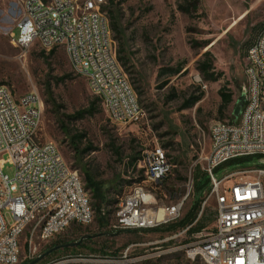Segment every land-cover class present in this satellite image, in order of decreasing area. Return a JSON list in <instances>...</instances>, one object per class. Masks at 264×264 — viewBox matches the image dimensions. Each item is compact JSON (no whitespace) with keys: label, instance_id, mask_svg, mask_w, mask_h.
I'll return each instance as SVG.
<instances>
[{"label":"rangeland","instance_id":"374dc122","mask_svg":"<svg viewBox=\"0 0 264 264\" xmlns=\"http://www.w3.org/2000/svg\"><path fill=\"white\" fill-rule=\"evenodd\" d=\"M23 2L0 0V85L10 87L16 100L31 92L39 94L42 117L38 139L55 143L65 161L80 170L84 181L89 169L101 190L89 191L94 204L92 223L73 225L50 242L36 241L35 254L23 236L19 264H30L49 251L53 252L38 264L70 258L119 261L128 249L129 260L142 259L143 264H186L184 247L200 233H212L217 225L216 202L209 193L193 224L199 221L205 228L179 237L175 235L185 228L171 227L190 212L197 199L194 186L182 218L156 230L118 228L119 204L144 178L139 161L149 148L162 147L173 165L162 183L145 186L158 207L178 202L187 194L189 178H194L199 168L204 172L201 158L211 150L212 126L234 120L235 106L247 87L245 55L264 28V0H198V10L191 17L178 9L184 0H116L124 15L122 25L131 52L127 75L146 113L141 123L127 126L113 123L100 101L94 116L67 118L88 110L98 98L88 80L73 71L63 49L51 55L35 45L25 54L12 44L10 34L17 29ZM203 43L208 44L206 48L199 47ZM206 52L213 56L216 82L206 81L197 70ZM172 70L179 71L173 74ZM221 89L233 94L225 118L219 113ZM195 97L201 100L186 108ZM78 135L86 138L75 145L73 138ZM89 147L94 151L80 159L78 152ZM133 158L137 163L131 166ZM251 160L239 169H226L221 177L248 171L244 178L253 179L259 175L257 170H264V161ZM4 173L13 178L15 169L7 164ZM262 180L264 183V175ZM93 192H98L97 196Z\"/></svg>","mask_w":264,"mask_h":264},{"label":"built area","instance_id":"2783aa9c","mask_svg":"<svg viewBox=\"0 0 264 264\" xmlns=\"http://www.w3.org/2000/svg\"><path fill=\"white\" fill-rule=\"evenodd\" d=\"M106 5L107 0H24L11 42L25 54L35 45L46 53L63 49L113 123L139 124L146 113L119 60ZM245 59L247 100L242 114L236 123L212 126L211 150L201 158L210 178L209 197L216 202L217 225L184 247L186 264H264V170H257L253 179L244 178L248 171L228 172L224 178L216 174L236 159L264 161V28ZM41 117L38 93L16 100L10 87L0 85V264L20 263L23 236L35 254L36 241L50 242L94 218L80 170L65 161L55 143L38 139ZM139 163L144 178L119 204L117 227L146 231L179 221L194 179L189 178L187 194L178 202L158 207L145 186L158 185L171 174L170 158L155 146L143 151ZM7 164L15 169L13 178L4 173ZM128 253L129 249L119 261L70 258L55 264H143L142 259L129 260Z\"/></svg>","mask_w":264,"mask_h":264},{"label":"trees","instance_id":"16d2710c","mask_svg":"<svg viewBox=\"0 0 264 264\" xmlns=\"http://www.w3.org/2000/svg\"><path fill=\"white\" fill-rule=\"evenodd\" d=\"M198 5H199L198 0H184L183 3H180L178 5V9L182 13L191 17V16H193V13L197 12ZM118 7H119V4L116 3V0H107V5L105 6V10H106L107 15H108V20H109L111 32L113 34L114 39L118 43L119 60L122 64V66L124 67L125 71L129 72L131 52H130V49H129L128 44H127L126 31L122 25V20H123L124 15H123V12ZM207 45H208L207 43H203V44H199V47L200 48H206ZM55 51H52L51 55L54 54ZM245 58H246V55H245ZM197 70L205 78L206 81L216 82L219 80L217 74L214 72L213 56H212L211 52H206L203 55V58L198 62ZM178 71L172 70L171 73L176 74V73H178ZM66 78L67 77L63 78V80ZM63 80H61V81H63ZM57 82H59V80ZM219 93H220V97L222 100V104L219 108V113L221 114L222 118H225V113H226L229 105L233 102V94L226 93L224 91V89H221L219 91ZM200 100H201V97L192 98L191 101L187 102L185 107L191 108L196 103H198ZM99 101H100L99 99H97L96 101H92L88 110L78 112L74 117H67V118L70 120H80V119L86 118L87 116H90V117L94 116L98 111L97 110V103ZM54 106H55V104H54ZM55 107L59 108L57 105ZM230 123H235V120L231 121ZM85 138L86 137L84 135L74 136V138H73L74 142L73 143L75 145H80ZM91 151H94V148L89 147V148H86L84 150L79 151L78 153H79L80 159H83L84 156ZM251 158L260 159L259 157H247V158H240V159L230 161L227 164L219 167L216 170V174L218 176H221L226 169L227 170L228 169H233V170L239 169L242 166L247 165L249 162H251L252 161ZM136 163H137V158H133V160H131V166H134ZM193 179H194L195 194H197L196 201L193 203L190 212L181 221V223H180L181 225L179 224V225L174 226V227L169 226V227H171V229H177L179 227H183L182 229H184L188 226H191V229L188 231L189 234L190 233L192 234L195 232H200L202 229L205 228L206 225H203L199 221L195 224V226H193V224L196 222L198 214L201 210L202 201L205 198L204 196L210 192V178L205 172H202L200 170V168L196 170ZM140 182H142V181H140ZM140 182H138V183H140ZM85 183H86V188L89 191H91V193H92V190H96V191L101 190V188L99 186L100 184H98V182L96 181L95 177L93 176L92 172L89 169L86 170V172H85ZM129 184H131V182H129ZM120 186H123V184H120ZM116 192L118 194H120L121 190H116ZM93 193L96 196L98 194V192H93ZM109 203H112V201ZM115 203L117 204L118 201H116ZM92 206L94 207V204ZM100 224H102V222H100ZM169 227H168V229H169ZM32 261L33 260H31L30 262H32Z\"/></svg>","mask_w":264,"mask_h":264},{"label":"water","instance_id":"95a60500","mask_svg":"<svg viewBox=\"0 0 264 264\" xmlns=\"http://www.w3.org/2000/svg\"><path fill=\"white\" fill-rule=\"evenodd\" d=\"M246 100H247V87L243 89V93H242V96L241 98L238 100L236 106H235V111H234V120H235V123L239 120L240 118V115L242 114V111H243V108L245 106V103H246ZM78 243L76 244H71V245H67L65 247H70V246H77ZM53 251H49V252H46L45 254L37 257L35 260H33L30 264H38L40 263L41 261H43L50 253H52Z\"/></svg>","mask_w":264,"mask_h":264},{"label":"bare ground","instance_id":"6f19581e","mask_svg":"<svg viewBox=\"0 0 264 264\" xmlns=\"http://www.w3.org/2000/svg\"><path fill=\"white\" fill-rule=\"evenodd\" d=\"M237 23L235 22L232 26L236 25Z\"/></svg>","mask_w":264,"mask_h":264}]
</instances>
